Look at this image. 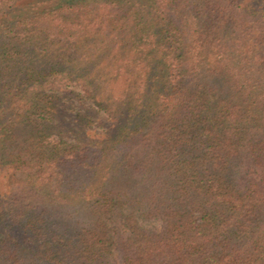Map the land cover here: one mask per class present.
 I'll list each match as a JSON object with an SVG mask.
<instances>
[{
    "label": "trees",
    "instance_id": "trees-1",
    "mask_svg": "<svg viewBox=\"0 0 264 264\" xmlns=\"http://www.w3.org/2000/svg\"><path fill=\"white\" fill-rule=\"evenodd\" d=\"M116 215L120 264H264V0H0V264H111Z\"/></svg>",
    "mask_w": 264,
    "mask_h": 264
},
{
    "label": "rangeland",
    "instance_id": "rangeland-1",
    "mask_svg": "<svg viewBox=\"0 0 264 264\" xmlns=\"http://www.w3.org/2000/svg\"><path fill=\"white\" fill-rule=\"evenodd\" d=\"M60 109L61 115L57 120L58 128L61 135L68 141H76L78 137L89 139L92 135L104 133L111 129L112 124L109 119L105 117L102 111H98L97 107L88 102L82 103L71 99L61 104ZM244 169L248 175L257 177V171L253 166H246ZM108 221V234L113 241L109 251V259L111 264H120V254L114 242L116 243L119 235L125 236L129 231L122 216H112ZM139 224L146 228L160 230L163 221L160 218H139Z\"/></svg>",
    "mask_w": 264,
    "mask_h": 264
}]
</instances>
